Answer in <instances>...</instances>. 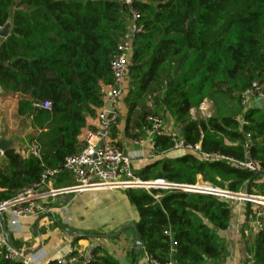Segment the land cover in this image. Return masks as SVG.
Returning a JSON list of instances; mask_svg holds the SVG:
<instances>
[{
    "label": "trees",
    "instance_id": "obj_1",
    "mask_svg": "<svg viewBox=\"0 0 264 264\" xmlns=\"http://www.w3.org/2000/svg\"><path fill=\"white\" fill-rule=\"evenodd\" d=\"M132 2L144 30L130 57L125 132L138 139L148 117L166 114L178 137L200 148L197 153L174 150L170 140L155 137L156 160L134 174L143 182L185 186H195L200 178L222 191L252 194L264 178V107L243 113L239 95L254 82L264 84V0ZM128 19V9L116 0H0V30L10 26V36L0 44V88L23 98L17 115L29 118L37 132L30 140L36 156L3 154L0 202L79 152L85 119L103 106L101 91L111 84L110 63ZM204 101H223L237 111L193 120L191 112ZM44 102L50 109L35 106ZM246 136L259 173L201 158L217 153L242 161ZM125 193L138 213L136 233L147 256L173 264H219L225 258L220 233L231 219L226 199L179 190L129 188ZM248 214L253 216L252 208ZM251 253L250 264H264V224ZM94 255L91 264H118L99 248ZM0 264L22 263L0 257Z\"/></svg>",
    "mask_w": 264,
    "mask_h": 264
},
{
    "label": "crops",
    "instance_id": "obj_2",
    "mask_svg": "<svg viewBox=\"0 0 264 264\" xmlns=\"http://www.w3.org/2000/svg\"><path fill=\"white\" fill-rule=\"evenodd\" d=\"M20 99L23 98L3 90L0 93V140L12 141L11 150L25 156L31 147L30 140L37 132L31 129L29 118L18 117L17 102ZM261 99L264 101V94ZM118 109L119 121L112 130L111 140L129 155L132 170L137 173L156 158L152 156L153 150L150 148L146 132L138 139H130L127 136V106L124 98L119 101ZM97 113L94 117L85 119L78 136L81 146L87 132L97 128ZM162 120L167 131H178L177 125L168 115H163ZM177 154L174 152L171 157ZM0 167H6L3 155H0ZM200 182L201 179L198 178L197 183ZM258 185H263L264 189V178L258 181ZM76 189L75 178L68 173H61L47 181L41 191L54 194V197L48 199L51 206H66L70 212L69 224L62 226L55 214L22 221L20 233L10 236L12 245L24 249L27 256L42 254V262H54L72 248L87 250L94 246L114 258L118 264H147L144 248L141 243L137 246L135 233L129 227L136 224L138 213L130 204L125 190L105 187H92L81 191ZM255 189H252V194ZM226 200L231 219L228 229L220 233L226 256L219 264H250L257 233L248 214V208L253 206H248L239 199Z\"/></svg>",
    "mask_w": 264,
    "mask_h": 264
},
{
    "label": "built area",
    "instance_id": "obj_3",
    "mask_svg": "<svg viewBox=\"0 0 264 264\" xmlns=\"http://www.w3.org/2000/svg\"><path fill=\"white\" fill-rule=\"evenodd\" d=\"M128 9L129 19L127 29L115 44V54L110 63L111 84L101 91L103 106L97 113V128L87 132L84 142L78 153L67 157L59 168L44 171L39 182L31 184L28 188L15 194L10 200L0 202V257L3 261L22 264H91L95 258L94 246L87 250L72 248L67 254L60 255L54 262H42V254L27 256L22 248L12 245L10 236L20 233L21 222L51 214L56 215L62 226L69 224L70 212L66 206L53 207L49 198L53 193H43L41 187L51 178L61 174H71L77 183L76 190H85L92 187H105L112 189H129L133 186H143V190L149 193L148 184L157 187V190H174L172 183L156 179L141 181L132 170L129 155L115 142L111 140L112 130L119 121L118 103L125 96L127 82L130 74V57L134 49L137 37L143 34L141 15L133 8L132 0H116ZM264 84L252 83L251 87L239 95V104L243 113L254 105V100L263 96ZM106 104L108 109L105 108ZM38 108L50 109V103L44 102L35 105ZM203 117L209 118L211 111L209 102L204 101L198 108ZM149 145L153 150L155 137H164L173 144L174 150L199 152L198 145L186 144L176 132L167 131L164 128L162 118L151 116L147 118ZM252 140L245 137L243 145L242 161H235L217 153L201 155L208 161H222L241 171L259 173L260 166L252 160L250 150ZM30 153L37 155L35 146L30 147ZM0 155H3L0 153ZM197 185V184H196ZM195 185V186H196ZM196 187L207 191H220L210 186L197 185ZM134 189V188H133ZM249 197V195H247ZM159 195L154 196L157 199ZM254 203L252 208V222L255 228L261 230L264 224V197H249ZM147 264H173L172 262H160L147 256Z\"/></svg>",
    "mask_w": 264,
    "mask_h": 264
},
{
    "label": "water",
    "instance_id": "obj_4",
    "mask_svg": "<svg viewBox=\"0 0 264 264\" xmlns=\"http://www.w3.org/2000/svg\"><path fill=\"white\" fill-rule=\"evenodd\" d=\"M9 25L7 24L0 30V44L8 37L9 34ZM7 64H4L6 66ZM0 93H2V89L0 88ZM253 107L255 109L261 110L264 107V101L261 99V97H258L254 100ZM106 109H108V105L105 106ZM12 141H5L4 139L0 140V153L4 154L5 152L11 150ZM148 187L152 190H157V187L148 184ZM134 189H142L143 186H133ZM174 190H179L181 192L187 193L189 195H196L201 198L205 199H212V198H225V199H241V200H248L249 197L247 195H241L238 193H230L227 191H207L203 190L201 188H198L196 186H185V185H175L173 186ZM135 233V238L137 242V246H140V241L136 233V225L132 224L129 226ZM171 246L174 247V239L171 238Z\"/></svg>",
    "mask_w": 264,
    "mask_h": 264
},
{
    "label": "rangeland",
    "instance_id": "obj_5",
    "mask_svg": "<svg viewBox=\"0 0 264 264\" xmlns=\"http://www.w3.org/2000/svg\"><path fill=\"white\" fill-rule=\"evenodd\" d=\"M125 94H126V92H125ZM208 102H209V109L211 111L210 117L213 115L223 116L225 114H231L233 111L234 112L237 111L236 106L229 105L223 101H208ZM191 116H192L193 120L207 119L206 117H203L202 114L198 110L192 111ZM197 185H205V183L200 182L199 184L197 183ZM207 186H209V185H207ZM214 189H217V188H214ZM220 191H222V190H220ZM238 194L244 195L245 193L239 192ZM245 195H247V194H245ZM251 196L252 197H264L263 185H258L255 189V193L249 195V197H251ZM239 200H241V199H239ZM242 202L248 204L249 206H254V203L251 201V199L242 200Z\"/></svg>",
    "mask_w": 264,
    "mask_h": 264
}]
</instances>
